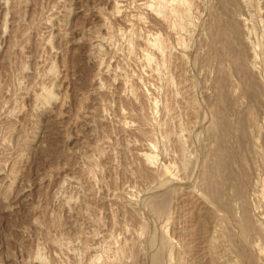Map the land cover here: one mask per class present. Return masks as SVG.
I'll list each match as a JSON object with an SVG mask.
<instances>
[{
    "label": "rangeland",
    "instance_id": "obj_1",
    "mask_svg": "<svg viewBox=\"0 0 264 264\" xmlns=\"http://www.w3.org/2000/svg\"><path fill=\"white\" fill-rule=\"evenodd\" d=\"M156 256L264 264V0H0V264Z\"/></svg>",
    "mask_w": 264,
    "mask_h": 264
},
{
    "label": "bare ground",
    "instance_id": "obj_2",
    "mask_svg": "<svg viewBox=\"0 0 264 264\" xmlns=\"http://www.w3.org/2000/svg\"><path fill=\"white\" fill-rule=\"evenodd\" d=\"M219 147V146H218ZM220 149L218 150V154H217V160H218V164H217V166L213 169L212 168V171L208 174V176L206 175V182H205V187H206V190L208 191V194H211V195H213V196H215L216 195V193H217V191H218V189H219V185H218V182L217 181H215V179L217 178L216 176H218L217 174H218V170H219V168H221L220 166H222L221 165V163H222V161H223V159L224 158H226V157H223L224 155V147H223V145H221L220 147H219ZM223 153V154H222ZM226 154V153H225ZM217 180H218V178H217ZM220 184V183H219ZM153 207V206H152ZM158 211V210H157ZM160 212V211H159ZM156 213H158V212H156ZM245 213V212H244ZM244 218H246V216L244 217ZM249 219V218H248ZM245 220V219H244ZM247 221V220H246ZM248 222H246L245 223V221H244V225H242V227L240 228V231H241V233H243V231L245 232V229H248L249 227H248V224H247ZM245 224H247V225H245ZM246 227H248V228H246ZM257 252H258V250H257ZM162 255V254H161ZM258 255V254H257ZM159 256V255H158ZM158 256H156L157 258L155 259V264H160V262H162V256H161V261H160V256L158 257ZM259 257V256H258ZM257 257V258H258ZM164 259V258H163ZM264 259V258H263Z\"/></svg>",
    "mask_w": 264,
    "mask_h": 264
}]
</instances>
